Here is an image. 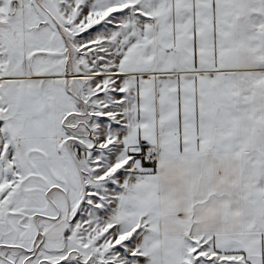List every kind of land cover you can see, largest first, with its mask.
<instances>
[{"label":"snow or ice","instance_id":"obj_1","mask_svg":"<svg viewBox=\"0 0 264 264\" xmlns=\"http://www.w3.org/2000/svg\"><path fill=\"white\" fill-rule=\"evenodd\" d=\"M0 264H264V0H0Z\"/></svg>","mask_w":264,"mask_h":264}]
</instances>
